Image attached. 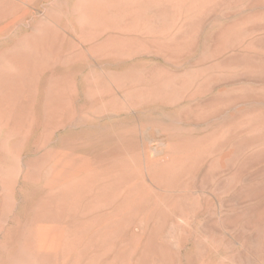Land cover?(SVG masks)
<instances>
[{
    "label": "rangeland",
    "instance_id": "1",
    "mask_svg": "<svg viewBox=\"0 0 264 264\" xmlns=\"http://www.w3.org/2000/svg\"><path fill=\"white\" fill-rule=\"evenodd\" d=\"M0 58V264H264V0H0Z\"/></svg>",
    "mask_w": 264,
    "mask_h": 264
},
{
    "label": "bare ground",
    "instance_id": "2",
    "mask_svg": "<svg viewBox=\"0 0 264 264\" xmlns=\"http://www.w3.org/2000/svg\"><path fill=\"white\" fill-rule=\"evenodd\" d=\"M58 1V0H57ZM61 1V0H60ZM80 1V0H79ZM82 2V1H81ZM80 2V3H81ZM59 3V2H58ZM67 3V2H66ZM65 3V4H66ZM82 4V3H81ZM55 8H57V7H55ZM77 9V8H76ZM79 9V8H78ZM68 12V11H67ZM80 20H81V18H80ZM82 22V21H81ZM55 30V29H54ZM39 32V31H38ZM58 32V31H57ZM58 34V33H57ZM38 37H39V35H38ZM37 37V38H38ZM43 37V36H42ZM52 37V36H51ZM56 36H54L53 38H55ZM42 39H44V38H42ZM49 39V38H48ZM44 41V40H43ZM20 44V43H19ZM38 45H39V43H37ZM37 45V46H38ZM43 45V44H42ZM24 46V45H23ZM20 47H21V45H20ZM42 48V47H41ZM36 53V52H35ZM41 55V54H40ZM1 60L0 61H2L3 59L2 58H0ZM6 63V62H5ZM1 65V64H0ZM6 65V64H5ZM9 65V64H8ZM8 65H6V66H8ZM10 66V65H9ZM4 67V66H3ZM30 67V66H29ZM10 68H12V65H11V67H9V69ZM16 68V67H15ZM31 68V67H30ZM20 69V68H19ZM24 72V71H23ZM19 74V73H18ZM1 77V76H0ZM2 81V80H1ZM7 83V82H6ZM9 83V82H8ZM22 84V83H21ZM10 85V84H9ZM12 85V84H11ZM10 85V86H11ZM34 85V84H33ZM8 87V86H7ZM10 89V88H9ZM8 89V90H9ZM20 91V90H19ZM5 97V96H4ZM14 97V96H13ZM2 98V97H1ZM6 99H7V97H5ZM2 100H3V98H2ZM4 103V102H3ZM14 104V103H13ZM9 105V104H8ZM5 106V105H4ZM31 106V105H30ZM11 108V107H10ZM1 109H2V107H1ZM10 110V109H9ZM8 110V111H9ZM6 112V111H5ZM2 113V112H1ZM4 113V112H3ZM3 115V114H2ZM3 120V119H2ZM21 128V127H20ZM20 130V129H19ZM2 141H3V139H2ZM7 143V142H6ZM7 147V146H6ZM5 147V148H6ZM3 150V149H2ZM1 150V151H2ZM0 151V173H1V175L2 174H12L13 172H15L16 170L15 169H18V167L17 166H20L19 164L18 165H16L17 164V162H16V164H14V163H12V164H14V165H10V164H8V159H6V155L4 154V152H3V154H2V152ZM7 152V151H6ZM9 154V153H8ZM9 158V157H8ZM15 159V158H14ZM13 159V160H14ZM12 162V161H11ZM11 162H9V163H11ZM31 163V162H30ZM34 163V162H33ZM33 166V165H32ZM20 168V167H19ZM49 168V167H48ZM55 168V167H54ZM19 170H21V169H19ZM77 170V169H76ZM18 172H20V171H18ZM35 172V171H34ZM46 172V171H45ZM6 175H3V176H6ZM91 177V176H90ZM68 178V177H67ZM88 178V177H87ZM92 179V178H91ZM96 183V182H95ZM100 183V182H99ZM83 185V184H82ZM108 187V186H107ZM85 188V187H84ZM136 199V198H135ZM11 201V200H10ZM115 217V216H114ZM109 222V221H108ZM90 223V222H89ZM96 224V223H95ZM98 231V230H97ZM103 231V230H102ZM101 232V231H100ZM111 232V231H110ZM67 238V237H66ZM24 239H26V238H24ZM31 239H33V238H31ZM95 240V239H94ZM29 242V241H28ZM88 242V241H87ZM36 243H38V242H36ZM64 243V242H63ZM30 244V243H29ZM145 244V243H144ZM154 244V243H153ZM158 244V243H157ZM92 246V245H91ZM98 246V245H97ZM147 246V245H146ZM156 246V245H155ZM24 247V246H23ZM68 247V246H67ZM139 247V246H138ZM157 247V246H156ZM19 249V248H18ZM156 249V248H155ZM20 250V249H19ZM135 250V249H134ZM149 250V249H148ZM152 250H153V248H152ZM88 251V250H87ZM89 251H91V250H89ZM160 251V250H159ZM138 252V251H137ZM147 252V251H146ZM152 252H154V251H152ZM30 253V252H29ZM29 253L24 249V248H22V250H20L19 252H18V250H17V253H15V255H14V257H13V260H12V263H10V264H33V263H30V262H33V261H31V256L29 255ZM121 253V252H120ZM132 253V252H131ZM141 253V252H140ZM84 254V253H83ZM86 254V253H85ZM125 254V253H124ZM135 254V253H134ZM160 254V253H159ZM161 254H163V253H161ZM107 255V254H106ZM118 255V254H117ZM146 255V254H145ZM148 256H150V255H148ZM160 256V255H159ZM116 257V256H115ZM139 258V257H138ZM142 258V257H141ZM147 258V257H146ZM162 258V257H161ZM158 259V258H157ZM146 260V259H145ZM148 260V259H147ZM152 260V259H151ZM159 260V259H158ZM162 260V259H161ZM111 261V260H110ZM139 262V261H138ZM137 263V262H136ZM148 263V262H147ZM109 264V263H108ZM115 264V263H114ZM142 264V263H141ZM150 264V263H149Z\"/></svg>",
    "mask_w": 264,
    "mask_h": 264
}]
</instances>
